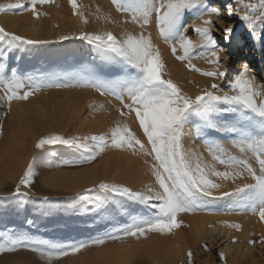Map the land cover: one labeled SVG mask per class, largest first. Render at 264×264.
<instances>
[{
    "label": "snow or ice",
    "instance_id": "6c2138e0",
    "mask_svg": "<svg viewBox=\"0 0 264 264\" xmlns=\"http://www.w3.org/2000/svg\"><path fill=\"white\" fill-rule=\"evenodd\" d=\"M54 3L55 0H15L0 3V13L19 10L39 19L47 13H41L38 6ZM68 3L72 14L87 24L77 0ZM111 4L125 19L116 21L109 16L110 23L137 25L140 31H79L49 40L0 26V108L6 109L4 117L11 112L13 101H28L43 88L80 87L90 88L101 97H112L118 102L112 107L122 118L104 132L41 135L34 144L39 151L30 158L14 190L0 196L17 213L33 203L41 218L58 210L91 214L93 224L103 225L104 231L84 239L54 240L5 226L0 230V254L28 251L47 264H54L109 241H140L150 234L175 235L176 229L190 227L179 219L182 213L250 215L264 223V75L247 63L239 68L232 66L235 25L224 26L226 20H237L251 38L264 46V0H224L219 6L209 0H111ZM149 27L168 46L175 60L206 82L201 85L190 80L195 90L188 91L175 81L166 71L153 32L146 31ZM216 33H220V39ZM70 40L86 42L94 53L86 78L45 80L22 75L15 67L7 69L13 52L35 51L40 46ZM20 58L16 56L17 61ZM197 59L208 67H197L193 63ZM97 106L104 107L96 101L88 104L90 109ZM133 114L143 139L123 122ZM189 126L191 131L186 132ZM3 128L0 120V135ZM189 135L201 141L203 151L185 146ZM109 150L142 159L152 181L134 189L115 180L101 179L64 200L48 195L33 200L32 189L46 168L91 164ZM54 159L58 162L54 163ZM2 216L0 213V219ZM26 223L34 226L35 221L27 219ZM217 223L242 231L239 222ZM229 242L235 244L237 238L233 236ZM247 243L264 244V233ZM203 247L207 250L206 244ZM193 255L189 249L186 264H195ZM219 259L227 264L225 253H219ZM12 264L29 262L21 258Z\"/></svg>",
    "mask_w": 264,
    "mask_h": 264
},
{
    "label": "rangeland",
    "instance_id": "374dc122",
    "mask_svg": "<svg viewBox=\"0 0 264 264\" xmlns=\"http://www.w3.org/2000/svg\"><path fill=\"white\" fill-rule=\"evenodd\" d=\"M9 2H15V0H0V3ZM223 2L224 0H209V3L214 6H218ZM38 10L41 13H47V15H41L39 19H34L31 13H22L19 10L0 13V19L4 18L1 20L2 22L0 21V26H4L8 31L23 35V30L32 28L31 24L33 23L36 24L37 27H41L40 31L44 35L42 36L43 39L56 40L57 37L50 38L48 35L54 34V29L58 31L61 29V20L71 21L77 18V16L72 14L71 6L62 9L54 3L42 7L38 6ZM121 17L123 19L125 18L123 16ZM228 24L235 25V40L231 46L232 66L239 68L241 63L243 64L244 62L249 64V66H256L258 63H263L264 46H262L261 42L256 40L258 45H254L241 22L237 20H226L224 26ZM8 25L10 26L8 27ZM11 26L15 27L16 30H11ZM87 32L94 31L87 30ZM216 36L220 39V33H216ZM63 42L40 46L35 51L23 53L13 52L8 58L7 69L10 71L11 68L15 67L22 75H33L47 80L53 77H63L65 74L63 73L62 76L61 70L68 61L77 63L78 60L81 61L84 57L92 58L94 55L90 46L85 49L84 45H81V41L71 40V42L68 41L69 45ZM72 42H78L79 44L77 43L78 45L76 47H72ZM82 44L86 43L82 42ZM167 50L168 57L165 62L169 65V68L166 71L170 72L172 78L185 90H195L194 85L189 83L190 80L200 83L201 85L206 82L205 78L195 72L189 71L183 63L175 60L169 48ZM17 55L21 57L19 61L16 60ZM80 56L83 57L80 59ZM71 59L74 60L72 61ZM193 63H195L197 67H208L205 62L200 59L194 60ZM74 75L75 74H73V76ZM73 76L71 75L72 78H74ZM72 90L75 89L72 88ZM28 104L31 105H29V108L33 110L34 114L42 116L40 122L27 121L24 120L26 118L23 117L18 118L25 114ZM4 111H6V109L0 108V120H2L4 125L3 135H0V196H7L14 190V185L18 182V178L26 168L30 158L39 151L34 148V144L41 135L50 132L66 135L76 133H99L107 131L112 126L111 122H107L109 119L105 115H103L106 117H104V119L102 118L103 116L100 115L101 117H99L97 113L95 114L96 111L88 107L87 101L82 100L78 102V100L69 99L68 96L63 95V89L58 90L57 88H43L36 92L34 96L30 97L28 101H13L11 112L7 117L3 116ZM65 121H68L69 124L60 128L58 124ZM187 129L189 130L190 127ZM135 131H137V129ZM190 131L191 130L188 132ZM191 138L192 139L187 136L188 140L190 139V141L195 142L192 143L193 145L191 146L202 148L200 140L195 139L193 136ZM190 141H187L189 143L185 142V146L189 147L188 144H191ZM225 143L230 151H233V153L237 152L235 149L231 148L227 142ZM201 150L203 151V149ZM109 153L116 154V156L114 155L115 158L113 156L116 162L114 166L108 170V173H105L102 169V164L106 155ZM53 162L56 163L58 160L54 159ZM146 171L147 166L143 163L142 159L119 151L109 150L91 164H84L79 167L46 168L36 181V186L32 189L33 200H37L43 195H48L58 200H64L68 197H73L77 191L89 187L101 179L109 181L115 180L133 187L134 189H139L149 183L148 181L151 182L152 180V177H150L151 175L148 177L149 180L147 179ZM85 172L89 174L87 175ZM142 176L144 178H142ZM143 179L147 180L144 182ZM23 190L24 189H22V191ZM0 213H3L2 219H0V230H4L5 226L17 229L22 228L37 238L54 240H64L68 238L84 239L104 231L103 225L99 223L93 224L94 217L91 214L77 215L71 212L58 210L53 215L41 218L39 214L35 212V205L33 203L26 204L24 209L17 213L10 202L0 199ZM204 215L212 216L207 212H196L192 214L182 213L179 219L183 220L185 224L190 225V227L176 229L175 235L172 236L150 234L148 238H141L140 241L134 239L119 242L109 241L103 246L92 247L76 256L57 260L54 264H110L112 261V264H186V253L189 249L194 253L193 260L195 264H224V262L219 259V253L226 254L227 264H264V244L258 243L253 246L247 243L248 239L258 240L261 232H254L255 235L250 233L247 238L241 237L246 227H252V223L253 225L254 223L256 225L258 224V217L250 215L227 216L229 221L239 222L242 225V231L236 232L232 229L235 233L230 237L224 236L222 233L220 237H215L216 239H214L211 235L197 236V233L194 231L193 223L196 220L195 218ZM27 219H33L35 221L34 226L28 225L26 223ZM259 224H261V222H259ZM152 235L153 237L155 235L156 238L157 244L155 247L150 244L147 246L149 241L155 240L151 238ZM233 236L237 238V243L235 244L229 242ZM205 244L207 245V250L203 247ZM227 244L231 245V249H226ZM149 245L151 251H149ZM152 247L156 249H152ZM143 250H145V253ZM113 252L116 253L113 254ZM125 252L127 253L125 254ZM129 252H132V254H129ZM173 252L177 255L175 256ZM103 253L110 258V254L115 255L116 259L123 257L121 260L125 259L126 262L118 260L115 263V258L113 259V257L111 261L108 258L106 261L104 260L105 256ZM129 255L130 257L127 258ZM21 258L27 260L29 264H47V262L41 259L37 254L28 251H21L15 254H0V264H12L13 261Z\"/></svg>",
    "mask_w": 264,
    "mask_h": 264
},
{
    "label": "bare ground",
    "instance_id": "6f19581e",
    "mask_svg": "<svg viewBox=\"0 0 264 264\" xmlns=\"http://www.w3.org/2000/svg\"><path fill=\"white\" fill-rule=\"evenodd\" d=\"M55 3H56V5L59 7V8H67V7H69L70 5H69V3H68V0H56L55 1ZM77 3H78V5H81L82 6V8H81V10L82 11H84V13H85V16L87 17V19H88V23L87 24H85V23H83L78 17L76 18V19H73V20H69V21H67V20H61V22H60V25H61V29L58 31V30H55L54 29V34H50V35H48V37L50 36V38H52V37H58L59 35H62V34H71V33H78L79 31H87V30H91V31H94V32H98V31H104V30H111V31H113V33L114 34H119L122 30H127V31H132V32H138V31H140V29H139V27L137 26V25H133V24H127V25H125V24H122V23H116V24H113V23H110L109 21H108V17L110 16V18L112 19V20H116V21H122L123 20V18L121 17V14L120 13H117L116 11H115V9H114V7L112 6V4H111V0H77ZM219 6V5H218ZM52 7V6H51ZM55 7V6H54ZM97 7H99V13H97ZM97 15H99L101 18L100 19H97L96 17H97ZM2 19H4V18H1L0 19V21L2 20ZM125 19V18H124ZM2 22V21H1ZM62 23V24H61ZM10 25H8V27H9ZM31 27L32 28H29V29H27V30H23V32H22V34L23 35H26V36H28V37H31V38H42V36H44L43 34H42V32L40 31L41 30V27H37V25L36 24H31ZM245 27V26H244ZM11 28V30H16V28L15 27H10ZM9 28V29H10ZM59 28V27H58ZM244 29H246V28H244ZM146 31H152L153 32V37H154V42L157 44V46L160 48V50H161V54H162V57H163V60H164V62L166 61V58L168 57V48H166V47H168L162 40H160L157 36H156V33H155V31L151 28V27H149V28H147L146 29ZM46 35V36H47ZM251 40H252V42H253V44L254 45H258V43L256 42V40H254V39H252L251 38ZM72 41H74V40H72ZM76 41V40H75ZM79 41V40H78ZM258 41V40H257ZM70 42H71V40H70ZM63 43H66L67 45H69L68 44V41L66 42H63ZM74 43H76V44H74ZM78 42H72L71 44H72V47L73 46H77L78 44H77ZM86 43V42H85ZM81 45H84V48L85 49H87V48H89V46L88 45H86V44H82V42H81ZM77 54V53H76ZM80 55V54H79ZM78 57V56H77ZM83 57V56H82ZM81 56H80V59L82 58ZM69 60V59H68ZM72 60V59H71ZM74 60V59H73ZM72 60V61H73ZM78 60V59H77ZM68 62H70V61H68ZM67 62V64L65 65V67L62 69L61 67V69L60 68H58V69H60L61 71H62V73H61V75L64 73L65 75L64 76H66L67 78H72L71 77V75L73 76V74H75L73 77H80V78H86V77H88V75H89V68H88V66L91 64V62H92V58H89V57H84L81 61H79L78 60V62L76 63V62H70V63H68ZM245 63V62H244ZM165 64H166V70L169 68V65L165 62ZM242 64V63H241ZM63 66V65H62ZM250 67L251 68H253L257 73H259V74H262V75H264V62L262 63H258V65H256V66H251L250 65ZM170 71H172V70H170ZM58 72H59V70H58ZM170 73V72H169ZM56 74H57V72H56ZM59 74V73H58ZM60 75V74H59ZM68 75H70V76H68ZM53 76H55V75H53ZM63 76V75H62ZM63 76V77H64ZM73 89H75V90H72V88H66V89H63V95H66V96H68V98L69 99H72V100H78V102H81L82 100H85V101H87L88 102V104H89V102L90 101H96L97 102V105H99V104H103L104 105V107L103 108H100L99 106H97V107H95V108H92V109H94V111H96L95 112V114L97 113L98 115H99V117H101V116H103V115H105L109 120L107 121V122H111L112 123V125H113V123H114V121H116V120H118V119H122V118H120L119 117V115H118V113H116L115 112V110L113 109V107H112V105L113 104H117L118 102L117 101H115L112 97H101V96H99V94L98 93H96V92H94V90H92V89H90V88H80V87H77V88H73ZM59 90V89H58ZM62 90V89H61ZM57 92V91H56ZM62 92V91H61ZM51 93H54V92H51ZM65 93V94H64ZM60 94V93H59ZM58 94V95H59ZM61 95V94H60ZM32 100V99H31ZM109 100H111V104H109L108 103V101ZM30 102V101H29ZM28 103V102H27ZM26 104V103H25ZM32 104V103H31ZM29 105L30 104H28L27 105V109H26V111H25V114L23 115V116H19L18 118H20V117H23V118H26V119H24V120H30V121H32V122H34V121H36L37 123L38 122H40L41 120H42V116L41 115H36V114H34V112H33V110H31L30 108H29ZM31 106V105H30ZM40 109H41V107H40ZM101 115V116H100ZM105 116H103L102 118H104ZM105 117V118H106ZM104 118V119H105ZM54 119V118H53ZM57 119V118H56ZM52 120V119H51ZM107 120V119H106ZM55 121V120H54ZM106 122V123H107ZM123 122L124 123H127L131 128H132V130L133 131H135L136 129H137V133H139L138 135H141V137H142V132L140 131V130H138V127H137V122H135L134 121V114H133V116H129V117H127L126 119H123ZM29 123V122H28ZM31 123V122H30ZM59 123V122H58ZM32 124V123H31ZM69 124V122L68 121H65V122H61V123H59L58 124V126H60V128H62V127H65V126H67ZM190 127V129L189 130H191V126H189ZM188 130V129H187ZM186 130V132H188ZM190 139H192L191 137L192 136H188ZM142 139H143V137H142ZM190 139L188 140L187 139V136H186V138H185V142L186 143H189V142H187V141H190ZM187 140V141H186ZM191 142V144H188V146L190 147L191 145H193L192 143H195V142H192V141H190ZM187 147V146H186ZM200 149H203V148H200ZM234 149V148H233ZM236 150V149H235ZM234 150V151H235ZM233 152V151H232ZM233 154H237V152H235V153H233ZM116 156V154L114 153H109L108 155H106V157H105V159H104V161H103V164H102V169L104 170V172L106 173H108V170L112 167V166H114V164H115V160H114V158H115V156ZM113 156H114V158H113ZM116 160H117V157H116ZM118 162V161H117ZM140 162H141V160H140ZM118 164V163H117ZM116 166V165H115ZM143 167V166H142ZM101 169V170H102ZM144 169V168H143ZM146 170V169H145ZM103 172V171H102ZM86 173V172H85ZM146 173V177H147V179H148V177H149V175H150V173H149V171H148V168H147V171L145 172ZM87 174V173H86ZM89 174V173H88ZM87 174V175H88ZM90 175H92V174H90ZM145 176V175H144ZM151 177V176H150ZM142 178H144L143 176H142ZM146 179V180H147ZM153 179V178H152ZM137 180V179H136ZM144 180V179H143ZM146 180H144V182L146 181ZM149 180V179H148ZM152 181V180H151ZM149 183H150V181H148ZM196 220L194 221V223H193V228H194V231H195V233H197L196 235L198 236V235H200V236H206V235H211V236H213L214 237V239H216L215 237H220V235H222V233L224 234V236H227V237H230L231 235H233L234 233H235V231L234 230H232V229H229V228H227V227H225L224 225H222V224H218L217 223V221H223V220H228L229 218L227 217V216H208V215H204V216H201V217H197V218H195ZM209 224H213V225H215V227L214 228H209L208 227V225ZM251 226L252 227H246L245 228V231L244 232H242V236L241 237H244V238H247V236L250 234V233H254V232H261V233H264V223H261V224H259V222H258V224L256 225L255 223H254V225H253V223L251 224ZM159 236V235H158ZM151 238H153V239H155V240H151V241H149V243H147V246H148V244H150V245H152V246H156V238H155V235H154V237H153V235H152V237ZM158 238V237H157ZM150 240V239H149ZM145 242H147V241H145ZM160 243H161V241H160ZM158 244H159V242H158ZM150 245H149V247L148 248H150ZM173 246V245H172ZM175 246V245H174ZM170 247V246H169ZM152 249H156V248H153L152 247ZM226 249L228 250V249H231V245H229V244H227L226 245ZM170 250V249H169ZM128 251V250H127ZM144 251V253H145V250H143ZM149 251H151V248H150V250ZM153 251V250H152ZM180 251V250H179ZM135 252V251H134ZM142 252V251H141ZM111 253V252H110ZM114 253H116V252H113V254ZM119 253V252H118ZM121 253V252H120ZM127 252H125V254H126ZM132 254V252H129V254ZM154 253V252H153ZM179 253V252H178ZM105 253H103V255H104ZM109 254V253H108ZM140 254V253H139ZM147 254H149V253H147ZM167 254V253H166ZM173 254L175 255V252H173ZM111 255V258L113 257V259L116 257L115 255H112V254H110ZM118 255V254H117ZM122 255V254H121ZM128 255V254H127ZM137 255V254H136ZM171 255V254H170ZM177 255V254H176ZM175 255V256H176ZM97 256H99V255H97ZM100 256H101V254H100ZM105 256V255H104ZM106 256H108V255H106ZM105 256V259L104 260H106L107 258L111 261L112 259L108 256V257H106ZM123 256H124V254H123ZM166 256V255H165ZM169 256V255H168ZM178 256H179V254H178ZM119 257V256H118ZM128 257H130V255L129 256H127V258ZM134 257H135V255H134ZM152 257V256H151ZM170 257H172V256H170ZM121 258H123V257H121ZM121 258L119 257V258H115L114 260H115V263L118 261V260H120L121 262L123 261H125L126 262V260L124 259V260H121ZM126 258V259H127ZM132 258V257H131ZM128 260V259H127ZM107 261V260H106ZM119 261V262H120ZM113 262V261H112ZM112 262L110 263V264H112ZM128 262V261H127ZM140 263V262H139ZM87 264V263H86ZM125 264V263H124ZM135 264V263H134ZM136 264H138V263H136Z\"/></svg>",
    "mask_w": 264,
    "mask_h": 264
}]
</instances>
